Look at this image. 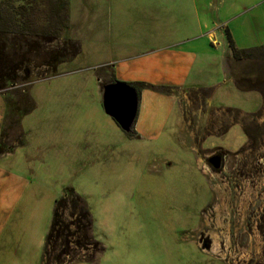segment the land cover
Masks as SVG:
<instances>
[{
  "label": "rangeland",
  "instance_id": "374dc122",
  "mask_svg": "<svg viewBox=\"0 0 264 264\" xmlns=\"http://www.w3.org/2000/svg\"><path fill=\"white\" fill-rule=\"evenodd\" d=\"M53 1L35 3L29 80L0 91V264H43L67 187L102 247L75 264H264V0ZM114 81L154 86L139 138L101 108Z\"/></svg>",
  "mask_w": 264,
  "mask_h": 264
},
{
  "label": "trees",
  "instance_id": "16d2710c",
  "mask_svg": "<svg viewBox=\"0 0 264 264\" xmlns=\"http://www.w3.org/2000/svg\"><path fill=\"white\" fill-rule=\"evenodd\" d=\"M66 1H53L55 4L53 3L54 6L50 8L49 13L56 17L63 6L65 7ZM35 3L36 0H0V91L30 78L29 68L35 60L33 57L39 52L37 38L41 35L33 22ZM49 27L44 32L49 36L55 34L51 33V30H59ZM42 29L45 28H40ZM225 33L232 57L237 60L248 57V49H237L227 28ZM64 49L62 57L67 55L74 57L78 54L76 43L70 42L69 48ZM50 59L53 58L50 56ZM129 85L136 90L138 99L143 89L154 90L153 85L145 82H134ZM24 113L21 110V114ZM9 121L10 124L13 122ZM9 130H4L0 134V155L11 149V146L7 147L4 142ZM127 135H135L134 126ZM91 226L92 218L83 198L72 188L63 189L61 195L54 201L51 220L44 237L43 264L89 263L94 255L102 251L99 242L93 239Z\"/></svg>",
  "mask_w": 264,
  "mask_h": 264
},
{
  "label": "water",
  "instance_id": "95a60500",
  "mask_svg": "<svg viewBox=\"0 0 264 264\" xmlns=\"http://www.w3.org/2000/svg\"><path fill=\"white\" fill-rule=\"evenodd\" d=\"M138 103L136 90L129 84L114 81L102 85L101 106L103 112L125 133H130L133 129ZM209 161L215 168L218 167L217 157Z\"/></svg>",
  "mask_w": 264,
  "mask_h": 264
},
{
  "label": "flooded vegetation",
  "instance_id": "af4514ba",
  "mask_svg": "<svg viewBox=\"0 0 264 264\" xmlns=\"http://www.w3.org/2000/svg\"><path fill=\"white\" fill-rule=\"evenodd\" d=\"M137 136V135H136ZM134 137V135H133ZM198 243L201 245L202 249L206 248L207 250H210V241L206 236H203V234L198 235Z\"/></svg>",
  "mask_w": 264,
  "mask_h": 264
},
{
  "label": "crops",
  "instance_id": "0c3cea01",
  "mask_svg": "<svg viewBox=\"0 0 264 264\" xmlns=\"http://www.w3.org/2000/svg\"><path fill=\"white\" fill-rule=\"evenodd\" d=\"M226 29V28H225ZM229 31V30H228ZM224 32H225V30H224ZM230 34V33H229ZM212 35V34H211ZM210 35V36H211ZM225 38H227L226 37V33H225ZM254 47H256V46H254ZM100 101H101V97H100ZM100 104H101V102H100ZM101 108H102V106H101ZM103 110V109H102ZM111 119V118H110ZM112 120V119H111ZM113 121V120H112ZM114 122V121H113ZM114 124L117 126V124L114 122ZM119 128V127H118ZM135 131V135H134V137L133 136H129V135H127V133H125L126 134V136H128V137H130V138H139V135L136 133V130H134ZM1 134V133H0ZM138 136V137H135V136ZM10 152L11 151H8L7 153H5V154H2V155H0V157H4L5 155H8V154H10Z\"/></svg>",
  "mask_w": 264,
  "mask_h": 264
}]
</instances>
